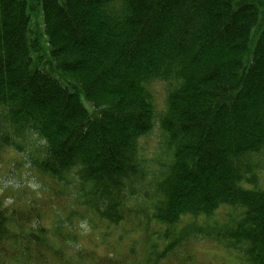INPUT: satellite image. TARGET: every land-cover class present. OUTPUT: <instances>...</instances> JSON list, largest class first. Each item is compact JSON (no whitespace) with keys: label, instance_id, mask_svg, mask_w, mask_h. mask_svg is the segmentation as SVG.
Returning <instances> with one entry per match:
<instances>
[{"label":"trees","instance_id":"trees-1","mask_svg":"<svg viewBox=\"0 0 264 264\" xmlns=\"http://www.w3.org/2000/svg\"><path fill=\"white\" fill-rule=\"evenodd\" d=\"M8 150L42 194H0V264H264V0H0Z\"/></svg>","mask_w":264,"mask_h":264},{"label":"rangeland","instance_id":"rangeland-1","mask_svg":"<svg viewBox=\"0 0 264 264\" xmlns=\"http://www.w3.org/2000/svg\"><path fill=\"white\" fill-rule=\"evenodd\" d=\"M153 89L156 91L155 94V105L157 109H162V99H163V89L160 84L154 85ZM149 135L147 134L143 137V142L147 143V153L150 152L152 146L156 144V141H160L161 136L159 135V129L155 125L154 129L150 131ZM2 161L0 162V194L4 197L11 198L14 196L15 200H20L21 195H23L22 199L26 198L28 194H32L33 192H37V195L42 194L40 190V186L38 182L34 178V172L28 167L27 164L23 163L19 165V162L16 164V161H23L21 155L18 151L8 150L3 153ZM264 158V157H263ZM264 175V168L262 170ZM242 185L243 182H241ZM9 201V200H8ZM233 210L228 208V206L221 207L216 212H214V218L216 219H224L226 213H231ZM54 219L51 216H44L42 221L47 226H52ZM76 227L83 229L81 235L85 244L89 245V238L87 234L94 235V230H92L88 221H81L80 227ZM126 241V239H123ZM122 240V241H123ZM127 242V241H126ZM87 245V246H88ZM115 245H118L117 249L121 250L124 246V242H116ZM141 244L137 246L140 249ZM102 250L98 249L100 253ZM67 253H71V249L66 251ZM192 252L194 256V261L192 264H244L245 262L238 257L235 252L228 251L222 249L217 243L211 242L208 240H202L196 242L192 245Z\"/></svg>","mask_w":264,"mask_h":264}]
</instances>
